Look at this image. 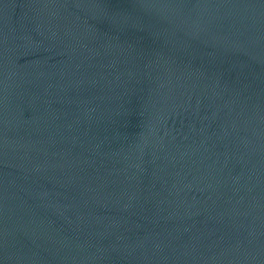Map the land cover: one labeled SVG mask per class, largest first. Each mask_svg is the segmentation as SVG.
Wrapping results in <instances>:
<instances>
[{
    "label": "water",
    "instance_id": "water-1",
    "mask_svg": "<svg viewBox=\"0 0 264 264\" xmlns=\"http://www.w3.org/2000/svg\"><path fill=\"white\" fill-rule=\"evenodd\" d=\"M0 264H264V0H0Z\"/></svg>",
    "mask_w": 264,
    "mask_h": 264
}]
</instances>
